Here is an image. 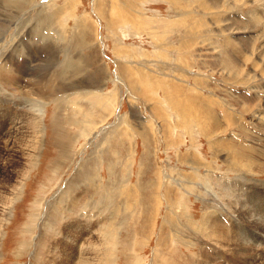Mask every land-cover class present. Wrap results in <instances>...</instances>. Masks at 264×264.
<instances>
[{
    "label": "rangeland",
    "instance_id": "rangeland-1",
    "mask_svg": "<svg viewBox=\"0 0 264 264\" xmlns=\"http://www.w3.org/2000/svg\"><path fill=\"white\" fill-rule=\"evenodd\" d=\"M9 1L0 264H264V0Z\"/></svg>",
    "mask_w": 264,
    "mask_h": 264
},
{
    "label": "bare ground",
    "instance_id": "bare-ground-1",
    "mask_svg": "<svg viewBox=\"0 0 264 264\" xmlns=\"http://www.w3.org/2000/svg\"><path fill=\"white\" fill-rule=\"evenodd\" d=\"M3 1H5V0H3ZM6 1H7V0H6ZM9 2L13 5V6L8 5L9 7H13V8H15V9H18V8H19V4L16 3L15 1L10 0ZM20 3H21V2H20ZM6 4H7V3H6ZM2 9H3V8H2ZM7 9H8V8H7ZM15 18H16V17H15ZM9 19H10V18H9ZM38 25H39V24H38ZM42 26H43V25H42ZM44 26H45V25H44ZM31 27H32V26H31ZM43 29H44V28H43ZM35 33H36V32H35ZM38 35H40V34H38ZM42 36H43V35H42ZM38 37H39V36H38ZM46 37H48V36H46ZM41 38H42V37H41ZM79 38H80L79 40H76V42L78 43L77 45H82L81 41L83 42V40H81V38H82V39L84 38V36H83V32H80V33H79ZM40 40H41V39H40ZM84 44H85V43H84ZM229 45H230V44H229ZM75 47H76V43H75ZM80 47H81V46H80ZM77 49H78V48H77ZM225 62H226V61H225ZM1 69L4 70L3 68H1ZM62 70H63V69H62ZM1 73H2V72H0V75H2ZM62 73H63V72H62ZM60 75H61V74H60ZM227 75H228V74H227ZM4 77H5V75H4ZM2 78H3V76H2ZM0 80H1V79H0ZM9 81H10V80H9ZM0 82H1V81H0ZM49 87H50V86H49ZM18 103H19V102H18ZM58 118H59V117H58ZM54 127H55V126H54ZM61 131H62V130H61ZM58 146H59V152H60V154H61L60 156H62V158H64V157L68 158V154H67V152H69V154H71V153H70V150H71V149L68 147V144H67V145H66V144L64 145L61 141H59V142H58ZM240 153H241V152H240ZM251 160H252V159H251ZM87 175H88V174H87ZM91 178H92V177H91ZM72 181H73V180H72ZM75 182H76V181H75ZM76 183H77V182H76ZM234 187H235V186H234ZM97 192H98V191H97ZM106 194H107V193H106ZM94 195H95V194H94ZM69 200H70V199H69ZM74 200H75V199H74ZM60 201L62 202L61 199H60ZM61 202H60V203H61ZM62 203H64V202H62ZM67 204H68V203H67ZM67 204H66V205H67ZM66 205H65V206H66ZM60 207H61V206H60ZM62 207H63V206H62ZM65 209H66V208H65ZM57 210H58V209H57ZM57 210H56V211H57ZM59 211H60V210H59ZM93 211H94V210H93ZM99 212H100V211H99ZM127 213H128V212H127ZM56 214H57V213H56ZM243 214H244V213H243ZM208 215H209V214H208ZM208 215H206V217H208ZM241 217H242V216H241ZM208 218H210V217H208ZM126 219H127V218H126ZM204 219L206 220L205 217H204ZM205 220H204V221H205ZM253 220H254V219H253ZM253 220H252V221H253ZM207 221H209V220H207ZM211 222H212V221H211ZM253 222H254V221H253ZM253 222H252V223H253ZM255 222H256V221H255ZM255 222H254V223H255ZM98 223H99V222H98ZM205 223H206V222H205ZM248 224H249V223H248ZM260 224H261V222H260ZM201 225H202V224H201ZM204 225H206V224H204ZM204 225H203V226H204ZM203 226H202V227H203ZM216 227H218V226H216ZM204 228H206V227H204ZM210 228H211V227H210ZM210 228H209V229H210ZM206 229H207V228H206ZM215 229H216V228H215ZM210 230H211V229H210ZM208 231H209V230H208ZM215 231H216V230H215ZM218 231H219V230H218ZM208 233H209V232H208ZM212 233H213V232H212ZM213 234H214V233H213ZM219 235H220V234H219ZM210 236H211V235H210ZM211 237H213V236H211ZM221 252H222V251H221Z\"/></svg>",
    "mask_w": 264,
    "mask_h": 264
},
{
    "label": "clouds",
    "instance_id": "clouds-1",
    "mask_svg": "<svg viewBox=\"0 0 264 264\" xmlns=\"http://www.w3.org/2000/svg\"><path fill=\"white\" fill-rule=\"evenodd\" d=\"M12 252L14 253L15 252V249H13ZM12 259H13V261H15L16 260V256L13 255Z\"/></svg>",
    "mask_w": 264,
    "mask_h": 264
}]
</instances>
